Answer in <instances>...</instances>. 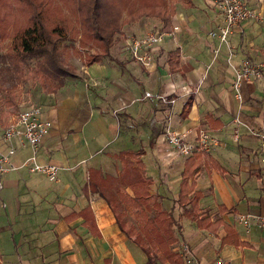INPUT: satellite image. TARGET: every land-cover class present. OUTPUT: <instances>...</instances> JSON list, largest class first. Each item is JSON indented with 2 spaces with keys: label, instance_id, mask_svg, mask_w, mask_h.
<instances>
[{
  "label": "crops",
  "instance_id": "obj_1",
  "mask_svg": "<svg viewBox=\"0 0 264 264\" xmlns=\"http://www.w3.org/2000/svg\"><path fill=\"white\" fill-rule=\"evenodd\" d=\"M256 1L259 9L248 0L258 14H264L263 2ZM206 4L203 21L206 18V25L213 26L192 39L185 37L187 19L174 12L172 22L178 29L153 50L156 55L158 50L160 66L150 71L123 53L118 59L87 66L88 88L75 82L43 96L40 106L51 127L36 156L40 163L59 166L58 181L23 165L32 153L29 147H18L10 156L17 168L1 177L0 264H143L145 255L122 234L113 212L121 195L133 194L129 184L137 175V160L127 153L144 149L139 158L147 174V148L156 161L172 163L162 153L165 130H189L188 139L193 140L199 128L211 134L210 154L225 169L224 174L206 168L197 174V188L203 193L200 207L216 213L218 205H224L228 211L222 218L244 245L222 244V228L216 234L190 230L185 243L200 264H214L219 258L230 264H264V228L252 225L246 231L236 220L238 214H264V165L257 154L258 140L250 132L264 127V84L245 81L240 100L231 90L242 59L264 58V27L251 19L220 43L209 35L219 17L212 2ZM207 13L212 15L211 23ZM175 39L168 49L167 42ZM176 47L181 49L185 78L171 81L166 56ZM162 53L165 67H161ZM146 83L153 85L150 94H145ZM187 99L191 107L186 112ZM236 128L239 140L234 143ZM6 148L0 141V149ZM183 165L184 160L179 173ZM200 179L205 181L202 187ZM156 192L164 198L160 190ZM86 210L94 231L86 223Z\"/></svg>",
  "mask_w": 264,
  "mask_h": 264
},
{
  "label": "trees",
  "instance_id": "obj_2",
  "mask_svg": "<svg viewBox=\"0 0 264 264\" xmlns=\"http://www.w3.org/2000/svg\"><path fill=\"white\" fill-rule=\"evenodd\" d=\"M137 1L0 0V74L2 65H6L15 81L11 86H3L0 80V126H5L9 115L19 110L20 85L38 84L46 93L52 94L65 84L66 77L75 76L56 56L61 41L70 44L79 35L82 47L97 49L96 53L84 57L85 65L89 66L111 57L110 49L118 40L117 36L122 34L120 28L124 25L142 18L157 19L164 26L171 22L175 0ZM166 65L174 80L185 78L179 47L167 53ZM190 107L191 99H187L186 112ZM205 120L209 122V116ZM144 153V149L127 153L137 160V175L129 184L133 194L121 195L119 204H113L118 228L142 250L143 264H183L182 251L173 250L179 240L181 218H188L198 229L213 234L222 228L225 231L222 244L244 245L223 220L222 215L228 211L224 205H218L215 218L202 213L199 206L203 194L197 188V174L204 168L225 173L210 152L196 149L184 159L177 196L169 209L157 199L151 205L145 202L152 195L149 189L152 178L146 174L139 158ZM125 208L131 209L136 218V223L130 226L126 224ZM150 210H153L152 216ZM84 213L88 214L89 210ZM86 223L91 231L95 230L90 213Z\"/></svg>",
  "mask_w": 264,
  "mask_h": 264
},
{
  "label": "built area",
  "instance_id": "obj_3",
  "mask_svg": "<svg viewBox=\"0 0 264 264\" xmlns=\"http://www.w3.org/2000/svg\"><path fill=\"white\" fill-rule=\"evenodd\" d=\"M210 1L219 17V23L214 30L209 32V35L216 38L220 43L227 42L233 31L244 22L251 19H259L258 13L249 5L248 0ZM177 29L178 26L176 25L169 31H163L164 29L161 27L155 30L150 29L141 38L129 40L127 48L137 62L148 65L150 60L149 51L155 49L158 44L166 37L171 36ZM263 75L264 61L252 62L247 58L242 59L235 70L232 84L234 96L240 100L242 98V84L251 79H261ZM162 100L174 102V100L165 98H162ZM236 122L239 123V120L236 119ZM50 127L51 122L43 116L42 107L37 104L21 108L7 125L0 126V141L6 143L7 147L6 151L0 149V190L3 188L2 175L8 170L17 168L11 162L10 156L16 152L18 147H29L32 150L31 155L23 162V165L30 172L41 173L52 182L58 181L59 166L53 162L40 163L36 156V149L42 142L43 137L49 132ZM250 132L258 140L259 159L264 165V127L258 130H250ZM165 133L170 148L184 156H190L196 149L210 152L214 142L209 131L204 128L197 129L193 140L188 139L189 130L181 132L167 130ZM238 139L239 134L235 133L233 141L237 142ZM13 140H17V144H14ZM236 220L246 231H249L252 225L264 228V214H238ZM182 255L183 264H200L191 255L187 245L182 247ZM214 264H230V262L219 258Z\"/></svg>",
  "mask_w": 264,
  "mask_h": 264
},
{
  "label": "rangeland",
  "instance_id": "obj_4",
  "mask_svg": "<svg viewBox=\"0 0 264 264\" xmlns=\"http://www.w3.org/2000/svg\"><path fill=\"white\" fill-rule=\"evenodd\" d=\"M249 1L252 2L254 4V6H256V5L258 6V3L256 0H249ZM137 2L138 1L136 0L135 3H137ZM260 2H263L262 4L264 5V0H260ZM206 5H207L206 0H175V11H176V13L177 12L183 13L184 18L187 19L186 23L184 24L185 31H186L185 37L190 35V39H192L196 36V34L199 35V34H203L205 32H208L210 30V28L213 26V24L211 23L212 19H210V17L212 15L210 16L209 13H207L206 15L209 18L208 21H210L211 27H208L206 25L207 24L206 18L203 21V17L205 15L201 14V11L204 10L205 12H207L208 7ZM257 9H259V8L257 7ZM259 14L261 16V19L260 18L257 19L258 26L264 27V14L263 13H259ZM123 17H125V14ZM139 25H142L143 27H140ZM173 25H174V23L172 22V20L168 25L164 26L162 24V22H160L157 19H145V18H142L135 23H132L129 25H124L122 28H120L121 29L120 32H122V34L117 36L118 40L113 44V46L110 49V55H111L110 58H114V56H115V58L118 59L119 56L123 55V53H127L131 57V59L134 61L135 59L133 58L132 53L127 48L129 40H131L132 38H138V37L141 38L145 34V32L150 30V29L155 30L156 28L161 27L162 29H164L163 31H169L172 29ZM196 29H198V30H196ZM167 38L168 37H166L165 40H167ZM175 43H176V39L173 41L172 40L168 41L167 42L168 49H172V46H174ZM155 49H156V47H155ZM155 49H151L149 51L150 60H149L148 65H143L142 63L137 62L136 60L134 62L141 65V66H144L145 68L149 69L150 71L152 70L153 67L155 68L156 65L160 66V63H159L160 60L157 59L158 54H159L158 50H157V55L153 54L154 53L153 50H155ZM96 51H98V50L95 48H89L87 46L82 47L79 43V35H77L75 37V41L72 43L70 42V44H68V41H61L58 44L57 54L55 52L57 58L60 60L61 63L64 62L62 65L66 66L68 68V70L75 75L74 77H66L64 85H66L67 87H70L73 83L76 82V84H83L88 88L90 79L84 77L85 75H87L84 72H86L88 70V68H87V65H85L83 60H84L85 56H87L89 54L96 53ZM230 55H232L231 52H230ZM110 58L109 59L105 58L104 61H108V60H110ZM161 58H162L161 67H165V54L162 53ZM247 59L250 60L249 58H247ZM250 61H252V60H250ZM263 61H264V58H261V61H257V62H263ZM252 62H255V61H252ZM1 70H2V73L0 74V80L3 84V86H11L15 82L13 75L11 74V72H8L6 70V65H2ZM165 76H166V74H165ZM170 78H171V76H170ZM77 79H79V81H82V83L77 81ZM263 79H264V75H263V78H261V79H251V80H259V81H261L262 84H264ZM131 80L132 79H130V81ZM171 81H174V79L171 78ZM152 86H153L152 84L148 85L146 83V88H147L148 92H146L145 94L151 93ZM242 86H243V84H242ZM19 87H20L21 92H22L19 110L23 107L34 105V104L41 105V101H42L43 96H46V94H48L44 90H42V88L38 84L27 83V84L20 85ZM231 90H232V93L234 94L232 87H231ZM241 94H243V92H241ZM258 95L262 96L261 93H259ZM242 98H244V97H242ZM17 112L9 115L6 125L9 123V121L12 119V117L14 115H16ZM254 130H258V129H254ZM165 131H167V130H165ZM165 131L163 133V135L165 134V137L162 141V144H164V147L162 149H165V150H164V152H162V151L161 152L163 153V155L165 157L169 156L170 159H172V163L171 164H163L159 161H156L155 154L152 152V149L147 148V152H148L147 157L148 158L147 157L145 158V162L148 164V173L147 174L153 176V182L149 186V189H150L151 194H152L151 198L145 199V202L149 203L151 205V203H153V200L157 199V200L161 201V203L165 209H169L175 200L176 191L178 192V183L180 181L179 171L181 169V167H180L181 163L188 156H184V155L172 150V148H170V146L168 145V141H167ZM238 132L239 131L236 128L233 132V135L235 133L239 134ZM237 142H234V143H237ZM147 145H148V140L145 141V146L147 147ZM257 154L259 155V147H258ZM204 182L205 181L200 179V187H202L204 185ZM154 190H156V191L160 190L164 194V198L163 197L160 198V196ZM114 198L116 199L115 195H114ZM199 206H200V203H199ZM200 208H201L202 213H204V214H209L213 218H215L217 216V212L216 213H214V212L210 213V212H208V210H205L203 207H200ZM125 210H124V212H125V220H126L127 226H130V225L136 223V218L134 216L133 211L129 208L126 211ZM177 210L180 211L179 208H177ZM149 214L152 216L153 210H150ZM180 221H181L182 228H181V232L178 234L179 240L173 246V250H178V251H182V247L184 245H187L185 243L184 237L187 238L190 236L189 235L190 232L188 233V231L194 230L193 231L194 233L200 231L195 226V224L191 220H189L188 218H181ZM185 232H186V235H184ZM139 251L144 255V253L142 252V250L140 248H139ZM195 259H197V258H195Z\"/></svg>",
  "mask_w": 264,
  "mask_h": 264
}]
</instances>
